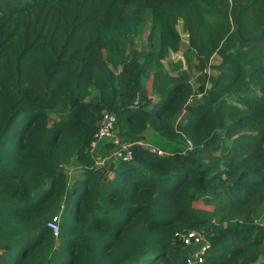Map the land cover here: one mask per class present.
Instances as JSON below:
<instances>
[{
  "label": "trees",
  "instance_id": "trees-1",
  "mask_svg": "<svg viewBox=\"0 0 264 264\" xmlns=\"http://www.w3.org/2000/svg\"><path fill=\"white\" fill-rule=\"evenodd\" d=\"M104 111L133 162L96 168ZM183 231L264 264V0H0V264H188Z\"/></svg>",
  "mask_w": 264,
  "mask_h": 264
},
{
  "label": "built area",
  "instance_id": "built-area-1",
  "mask_svg": "<svg viewBox=\"0 0 264 264\" xmlns=\"http://www.w3.org/2000/svg\"><path fill=\"white\" fill-rule=\"evenodd\" d=\"M117 125V116L108 111H104L102 117L99 122V129L94 135V139L90 146V152L95 153L101 145L104 144L105 141H109L113 146V152L106 158L101 159L97 158L96 165L103 166L105 162L110 161H122L125 163H131L134 161V153L131 149V144L125 143L121 140L118 134V130L116 128ZM143 145L142 143H140ZM149 150L152 153H156L158 155H164V152L157 149L154 146H148ZM191 144L189 148H191ZM60 218L55 217L51 222L48 223V227L54 233L56 238L59 237L60 232ZM175 237L178 239L183 246L192 247L194 245H198V249L192 255V257L187 260L188 264H201L203 263L205 256L208 253L209 246L201 245L203 243V238L198 235L195 231H183L175 233Z\"/></svg>",
  "mask_w": 264,
  "mask_h": 264
},
{
  "label": "rangeland",
  "instance_id": "rangeland-1",
  "mask_svg": "<svg viewBox=\"0 0 264 264\" xmlns=\"http://www.w3.org/2000/svg\"><path fill=\"white\" fill-rule=\"evenodd\" d=\"M178 30H179V33H180V36H181V39H182V51L181 52H178V53L172 54L171 57L167 61L164 62V66H165L166 72L171 73V74H175L176 73L175 67L181 61L183 62L182 69H187V67H188L187 64L185 63V59H184V52L187 49L188 36L184 33L181 23H179V25H178ZM149 33H150V27L147 28V30L145 31V34L141 38H139L137 40V43H138V47L139 48L146 47ZM220 62H221V59L219 57H217V56L214 57L213 60H212V63L213 64H219ZM212 73H214L216 76H219V73L218 72H213L212 71ZM190 83H191V90L193 91V93L196 92V91H198V88H199L198 77L193 78ZM147 87H148L149 93H151V90H152L151 82H149L147 84ZM191 99H192V96H191L190 100ZM154 100L157 101L158 98L154 97ZM63 117H65V113L51 114L49 120H50L51 123H54L55 121L61 120ZM177 121H179V118H177ZM51 123H50V125H51ZM100 167L101 166L96 165V168H100ZM139 168H140V171H142V172L145 171V169H143L142 167H139ZM82 169L83 168L77 166L75 158H72V160H71L70 163H67V164L63 165L62 172H63V175L65 177L66 176L68 177V179L70 181V184H72L75 179L77 180L78 178H80V173L82 172ZM110 177L113 179L114 178V175L111 174ZM68 188H70V187L68 186ZM89 196H90V194L88 196H86V199ZM193 206L195 208H205V209H212L213 208L211 206H206L201 201H199L197 203H194ZM171 210H172L171 211L172 214H174L175 211H174V206L173 205H172V209ZM59 227H60L59 237H58V239H56V245L58 247L61 245V243H63V240H61V238H60L61 228H62V221H60ZM63 256L65 257L66 254H63L62 257Z\"/></svg>",
  "mask_w": 264,
  "mask_h": 264
}]
</instances>
